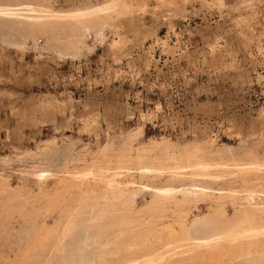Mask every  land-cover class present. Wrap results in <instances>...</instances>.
Listing matches in <instances>:
<instances>
[{"label":"rangeland","instance_id":"1","mask_svg":"<svg viewBox=\"0 0 264 264\" xmlns=\"http://www.w3.org/2000/svg\"><path fill=\"white\" fill-rule=\"evenodd\" d=\"M0 15V264H264V227L249 259L200 260L183 239L193 219L264 208V0H1Z\"/></svg>","mask_w":264,"mask_h":264},{"label":"bare ground","instance_id":"2","mask_svg":"<svg viewBox=\"0 0 264 264\" xmlns=\"http://www.w3.org/2000/svg\"><path fill=\"white\" fill-rule=\"evenodd\" d=\"M1 1V0H0ZM31 1V0H30ZM223 2V1H222ZM17 4V3H16ZM144 5V4H143ZM3 7V6H2ZM10 8H12V7H10ZM20 8V7H19ZM27 8V7H26ZM30 8V7H29ZM44 8V7H43ZM8 9V8H7ZM22 9V8H21ZM24 9V8H23ZM100 12V11H99ZM22 13V12H21ZM24 13V12H23ZM2 15V14H1ZM0 15V16H1ZM5 16V15H4ZM10 16V15H9ZM9 16H6V17H9ZM11 16H14V15H11ZM85 16V15H84ZM15 17V16H14ZM4 18V17H3ZM3 18H1V19H3ZM23 18H25V17H23ZM35 18V17H34ZM78 18V17H77ZM1 19H0V21H1ZM9 19V18H8ZM10 19H12V18H10ZM82 19V18H81ZM84 20V19H83ZM87 20H89V19H87ZM6 21V20H5ZM13 21V20H12ZM85 21V20H84ZM98 21V20H97ZM100 21H101V18H100ZM2 22V21H1ZM10 22V21H9ZM8 22V23H9ZM14 22V21H13ZM91 22H92V20H91ZM90 22V23H91ZM99 22V21H98ZM3 23H4V20H3ZM10 30V29H9ZM62 30V29H61ZM120 41V40H119ZM117 46V45H116ZM118 47V46H117ZM116 47V48H117ZM18 48V47H17ZM51 99V98H50ZM55 100V99H54ZM45 104V103H44ZM52 112V111H51ZM53 113V112H52ZM263 113V112H262ZM98 120V119H97ZM95 121V120H94ZM93 122V121H92ZM261 129V128H260ZM264 129V128H263ZM136 130H137V128H136ZM138 131V130H137ZM264 131V130H263ZM261 132V131H260ZM123 133V132H122ZM140 134H142V133H140ZM261 134V133H260ZM260 134H258V135H260ZM264 134V133H263ZM262 134V135H263ZM116 135V134H115ZM123 135V134H122ZM261 135V136H262ZM133 136V135H132ZM135 136V135H134ZM139 136V135H138ZM250 136V135H249ZM253 136V135H252ZM255 136V135H254ZM163 137V136H162ZM137 138V137H136ZM160 138V137H159ZM164 138V137H163ZM165 138H167V137H165ZM206 138H208V136L206 137ZM249 138V137H248ZM250 138H251V136H250ZM161 139V138H160ZM159 139V140H160ZM213 139V138H212ZM245 139V138H244ZM258 140H259V138H257ZM48 140V139H47ZM54 140V139H53ZM52 140V141H53ZM67 140V139H66ZM139 140V139H138ZM190 140V139H189ZM43 141H45V140H43ZM63 141V140H62ZM130 141H131V138H130ZM135 141H136V139H135ZM146 141V140H145ZM150 141H152V140H150ZM154 141V140H153ZM171 141V140H170ZM186 141V140H185ZM202 141H203V139H202ZM249 141V140H248ZM46 142V141H45ZM140 142V141H139ZM147 142V141H146ZM210 142V141H209ZM213 142V141H212ZM240 142V141H239ZM242 142V141H241ZM256 142V141H255ZM41 143V142H40ZM48 143V142H47ZM55 143H56V141H55ZM60 143V142H59ZM75 143V142H74ZM77 143V142H76ZM132 143V142H131ZM137 143V142H136ZM159 143V142H158ZM199 143H200V140H199ZM211 143V142H210ZM51 144V143H50ZM128 144H130V143H128ZM142 144H143V142H142ZM186 144V143H185ZM188 144V143H187ZM194 144V143H193ZM192 144V145H193ZM222 144V143H221ZM225 144V143H224ZM252 144H253V142H252ZM76 145V144H75ZM131 145V144H130ZM133 145H134V143H133ZM144 145V144H143ZM147 145V144H146ZM149 145V144H148ZM182 145V144H181ZM184 145V144H183ZM227 145V144H226ZM229 145V144H228ZM257 145V144H256ZM84 146V145H83ZM129 146V145H128ZM142 146V145H141ZM154 146V145H153ZM156 146V145H155ZM169 146V145H168ZM188 146V145H187ZM58 147V146H57ZM65 147V146H64ZM108 147V146H107ZM129 147H131V146H129ZM135 147V146H134ZM147 147V146H146ZM149 147V146H148ZM185 147V146H184ZM183 147V148H184ZM222 147H224V146H222ZM221 147V148H222ZM230 147V146H229ZM250 147V146H249ZM259 147V146H258ZM80 148V147H79ZM114 148V147H113ZM133 148V147H132ZM153 148H155V147H153ZM189 148V147H188ZM192 148H193V146H192ZM197 148V147H196ZM199 148V147H198ZM197 148V149H198ZM200 148H201V146H200ZM203 148V147H202ZM210 148V147H209ZM215 148V147H214ZM216 148H218V147H216ZM36 149H38V148H36ZM51 149V148H50ZM110 149V148H109ZM128 149V148H127ZM138 149V148H137ZM149 149H151V148H149ZM162 149V148H161ZM181 149V148H180ZM184 149H187V147L186 148H184ZM183 149V150H184ZM191 149V148H190ZM196 149V150H197ZM206 149V148H205ZM226 149V148H225ZM246 149V148H245ZM48 150V149H47ZM51 150H53V149H51ZM75 150V149H74ZM100 150V149H99ZM98 150V151H99ZM102 150H103V148H102ZM101 150V151H102ZM110 150H112V149H110ZM126 150V149H125ZM147 150V149H146ZM154 150V149H153ZM158 150V149H157ZM182 150V149H181ZM194 149H192V151H193ZM201 150V149H200ZM224 150V149H223ZM235 150V149H234ZM253 150V149H252ZM44 151V150H43ZM83 150H81V152H82ZM84 151H85V149H84ZM101 151H99V152H101ZM114 151H116V150H114ZM127 151V150H126ZM125 151V152H126ZM135 151V150H134ZM133 151V152H134ZM158 151H160V150H158ZM187 151H189L190 152V150H187ZM186 151V152H187ZM214 151V150H213ZM226 151V150H225ZM239 151V150H238ZM260 151V150H259ZM258 151V152H259ZM36 152V151H35ZM54 152V151H53ZM60 152V151H59ZM111 152V151H110ZM129 152V151H128ZM136 153H137V151H135ZM141 152H144V151H141ZM139 153V154H142V153ZM150 152V151H149ZM154 152V151H153ZM185 152V151H184ZM200 152V151H199ZM204 152H206V151H204ZM211 152H212V150H211ZM228 152V151H227ZM226 152V153H227ZM234 152V151H233ZM237 152V151H236ZM235 152V153H236ZM245 152V151H244ZM256 152V151H255ZM255 152H253V153H255ZM49 153L50 152H48V157H50V155H49ZM118 153H120V151H118ZM155 153V152H154ZM181 153H182V151H181ZM198 153V152H197ZM196 153V154H197ZM229 153V152H228ZM234 153V154H235ZM247 153V152H246ZM262 153V152H261ZM53 154V153H52ZM58 155L60 154V153H57ZM80 154V153H79ZM82 154H84V153H82ZM146 154H148V152L146 153ZM146 154H144V155H142V156H145ZM195 154V155H196ZM199 154V153H198ZM200 154H202V151H201V153ZM199 154V155H200ZM204 154H206V153H204ZM209 154H210V151H209ZM215 154V153H214ZM237 154V153H236ZM264 154V153H263ZM262 154V155H263ZM85 155V154H84ZM110 155H111V153H110ZM112 155H113V153H112ZM119 155V154H118ZM152 155H153V153H152ZM190 155V154H189ZM189 155H188V157L187 158H189ZM203 155V154H202ZM218 155H219V152H218ZM244 155V154H243ZM46 156H47V153H46ZM54 156V155H53ZM68 156H70V155H68ZM75 156V155H74ZM107 156V155H106ZM114 156V155H113ZM126 157H128L127 155H125ZM130 156H132V155H130ZM129 156V157H130ZM154 156V155H153ZM155 156H156V154H155ZM175 156V155H174ZM223 156H224V153H223ZM228 156V155H227ZM233 156V155H232ZM259 156H261L260 155V152H259ZM58 157V156H57ZM80 157H81V155H80ZM85 157V156H84ZM98 157V156H97ZM101 157H103V156H101ZM197 157V156H196ZM200 157V156H199ZM204 157V156H203ZM212 157V156H211ZM220 157V156H219ZM251 158H252V156H250ZM256 157H258V156H256ZM52 159H54L53 157H51ZM51 158H49L50 160H51ZM62 158V157H61ZM71 158V157H70ZM145 158H146V156H145ZM156 158V157H155ZM186 158V157H185ZM201 158V160H197L196 158V160H197V162L198 161H203L202 160V156L200 157ZM206 158V157H205ZM204 158V159H205ZM254 158V157H253ZM252 158V159H253ZM48 158H47V160H49ZM63 159V158H62ZM82 159V158H81ZM104 159V158H103ZM128 159V158H127ZM147 159H152V158H150V156H149V158H147ZM169 159V158H168ZM190 159H193L191 156H190ZM189 159V160H190ZM195 159H194V161H195ZM210 159V158H209ZM230 159H232V158H230ZM70 160V159H69ZM86 160V159H85ZM84 160V161H85ZM88 160V159H87ZM186 160V159H185ZM188 160V159H187ZM206 160V159H205ZM219 160V159H218ZM224 160V159H223ZM225 160H226V158H225ZM228 160V159H227ZM261 160V159H260ZM46 161V160H45ZM67 161V160H66ZM99 161V160H98ZM168 161V160H167ZM191 161V160H190ZM220 162H218V163H221V160H219ZM51 162V161H50ZM70 162V161H69ZM105 162V161H104ZM103 162V163H104ZM122 162V161H121ZM129 162V161H128ZM127 162V163H128ZM181 162V161H180ZM179 162V163H180ZM186 162V161H185ZM196 162V161H195ZM196 162V163H197ZM206 162H208L209 163V161H207L206 160ZM213 162H215L214 160H213ZM264 162V161H263ZM37 163V162H36ZM40 163V162H39ZM42 163H44L43 161H42ZM46 163V162H45ZM48 163H49V161H48ZM67 163H68V161H67ZM73 163V162H72ZM80 163V162H79ZM82 164H83V162H81ZM106 163V162H105ZM104 163V164H105ZM158 163V162H157ZM182 163V162H181ZM193 163V162H192ZM225 163V162H224ZM51 164V163H50ZM49 164V165H50ZM60 164V163H59ZM93 164V163H92ZM95 164V163H94ZM94 164H93V166H94ZM109 164H110V162H109ZM123 164V162L121 163V165ZM129 164V163H128ZM203 164V163H202ZM204 164H205V162H204ZM210 164V163H209ZM228 164V163H227ZM258 165H259V163H257ZM261 164V163H260ZM48 165V166H49ZM54 165V164H53ZM85 165H87V164H85ZM120 165V166H121ZM124 165V164H123ZM126 165V164H125ZM131 165V164H130ZM198 165V163L196 164V166ZM213 165V164H212ZM216 165H218V164H216ZM221 165V164H220ZM220 165H218V166H220ZM226 165V164H225ZM230 165V164H229ZM252 165V164H251ZM255 165V164H254ZM254 165H253V167H254ZM39 166V165H38ZM47 166V165H46ZM60 166V165H59ZM68 166H69V164H68ZM79 166V165H78ZM82 166V165H81ZM81 166H79V168L81 167ZM106 166V165H105ZM192 166V165H191ZM201 166V165H200ZM209 166V165H208ZM206 167L207 168V170H208V168H211V167ZM228 166V165H227ZM236 166V165H235ZM240 166H242V165H240ZM239 166V167H240ZM249 166V165H248ZM257 166V165H256ZM264 166V165H263ZM53 167V166H52ZM60 167H62V166H60ZM77 167V166H76ZM83 167V166H82ZM123 167V166H122ZM129 167V166H128ZM134 167H136L135 165H134ZM187 167V166H186ZM198 168H199V166H197ZM223 168H225L224 166H222ZM233 167V166H232ZM251 167V166H250ZM261 167V166H260ZM36 168V167H35ZM44 168V167H43ZM68 168V167H67ZM98 169H99V167H97ZM102 168V167H101ZM126 167H124V169H125ZM196 168V167H195ZM214 168H216V167H214ZM220 168H221V166H220ZM227 168V167H226ZM230 168V167H229ZM42 169V168H41ZM40 169V170H41ZM77 170H79L78 168H76ZM87 169H89V167L87 168ZM91 169V168H90ZM117 169H119V168H117ZM122 170H124L123 168H121ZM120 169V170H121ZM166 169V168H165ZM168 169V168H167ZM174 169H175V167H174ZM188 169V168H187ZM189 169H190V167H189ZM188 169V170H189ZM194 169V168H193ZM201 169H205V168H201ZM213 169V168H212ZM212 169H209L208 170V172H210V170H212ZM228 169V168H227ZM233 169V168H232ZM245 169V168H244ZM256 169V168H255ZM46 170H48V169H46ZM45 170V171H46ZM95 170V169H94ZM101 170V169H100ZM129 170V169H128ZM134 170H135V168H134ZM137 170V169H136ZM146 170V169H145ZM242 170V169H241ZM33 171V170H32ZM80 171V170H79ZM81 171H82V169H81ZM87 171V170H86ZM125 171V170H124ZM147 171V170H146ZM145 171V172H146ZM167 171V170H166ZM166 171H165V174H166ZM227 171V170H226ZM233 171V170H232ZM231 171V172H232ZM246 171V170H245ZM244 171V172H245ZM248 171V170H247ZM261 171V170H260ZM34 173H35V171H33ZM132 172H133V169H132ZM137 172V171H136ZM153 172H155V171H153ZM152 172V173H153ZM172 172V171H171ZM211 172H213V171H211ZM230 172V173H231ZM255 172H257L258 173V170L257 171H255ZM30 173H31V171H30ZM34 173H32V174H34ZM49 173V172H48ZM59 173V172H58ZM61 173V172H60ZM64 173V172H63ZM83 173V172H82ZM122 173V172H121ZM128 173V172H127ZM135 173V172H134ZM157 173V172H156ZM215 173H217V172H215ZM229 173V172H228ZM246 173H248V172H246ZM250 173H254V171H252V172H250ZM36 174V173H35ZM40 174V173H39ZM47 174V173H46ZM50 174H52V173H50ZM49 174V175H50ZM56 174V173H55ZM68 174H69V172H68ZM74 174H76V173H74ZM73 174V175H74ZM85 174V173H84ZM87 174H90V173H88L87 172ZM96 174H97V172H96ZM119 174V173H118ZM131 174V173H130ZM160 174V173H159ZM162 174V173H161ZM169 174V173H168ZM182 174V173H181ZM224 174V173H223ZM245 174V173H244ZM243 174V175H244ZM262 174V173H261ZM260 174V175H261ZM264 174V173H263ZM262 174V175H263ZM37 175V174H36ZM36 175H34V176H36ZM57 175V174H56ZM83 175V174H82ZM124 175V174H123ZM122 175V176H123ZM134 175V174H133ZM213 175V174H212ZM215 175L216 174H214V176H212V177H215ZM219 175V174H218ZM231 175V174H230ZM230 175H228V176H230ZM234 175V174H233ZM242 175V174H241ZM252 175V174H251ZM251 175H249L248 177H251ZM254 175V174H253ZM261 175V176H262ZM38 176V175H37ZM40 176V175H39ZM47 176V175H46ZM52 176V175H51ZM54 176V175H53ZM61 176V175H60ZM69 176V175H68ZM78 176V175H77ZM88 175H86L85 177H83V178H86ZM116 176V175H115ZM130 176V175H129ZM138 176V175H137ZM180 176V175H179ZM181 176H183V175H181ZM185 176V175H184ZM193 178L192 179H194V177H195V175H191ZM198 177H199V175H197ZM258 176V175H257ZM58 177V176H57ZM56 177V178H57ZM79 177H81V176H78L77 178H79ZM94 177V176H93ZM99 177V176H98ZM114 177V176H113ZM119 177V176H118ZM126 177V176H125ZM145 177H147V176H145ZM149 177V176H148ZM147 177V178H148ZM151 177V176H150ZM153 177V176H152ZM157 177V176H156ZM160 177V176H159ZM186 177V176H185ZM211 177V178H212ZM226 177V176H225ZM242 177V176H241ZM247 177V178H248ZM255 177V176H254ZM260 177V176H259ZM38 178V177H37ZM54 179V180H57V179ZM62 178V177H61ZM65 178V177H64ZM66 178H68V177H66ZM71 178V177H70ZM74 178H76V177H73L72 178V180L74 179ZM104 178H108V177H104ZM112 178V177H111ZM124 178V177H123ZM196 178V177H195ZM201 178V177H200ZM199 178V179H200ZM233 178V177H232ZM244 178V177H243ZM247 178H246V180H247ZM257 178V177H256ZM264 178V177H263ZM51 179V178H50ZM63 179V178H62ZM80 179H82V178H80ZM79 179V180H80ZM95 179V178H94ZM94 179H92V180H94ZM119 179V178H118ZM135 179V178H134ZM142 179V178H141ZM150 179V178H149ZM148 179V181H151V180H149ZM190 179V178H189ZM218 179V178H217ZM229 179V178H228ZM35 180H36V178H35ZM78 180V179H77ZM87 180H88V178H87ZM111 180H113V179H111ZM110 180V181H111ZM138 180V179H137ZM145 180V179H144ZM147 180V179H146ZM145 180V181H146ZM160 180V179H159ZM162 180H164V179H162ZM188 180V178L186 179V181ZM211 180V179H210ZM235 180V179H234ZM37 181H38V179H37ZM42 181V180H41ZM61 181H63V180H61ZM66 181V180H65ZM71 181V180H70ZM81 181V180H80ZM83 181H85V179L83 180ZM82 181V182H83ZM94 181H96L97 182V180H94ZM109 181V180H108ZM108 181H106V182H108ZM114 181V180H113ZM130 181V180H129ZM139 181H140V179H139ZM144 181V182H145ZM157 181V180H156ZM155 181V182H156ZM168 181V180H167ZM179 181V180H178ZM194 181V180H193ZM200 181V180H199ZM216 181V180H215ZM214 180L212 181V182H215ZM231 182H232V179L230 180ZM237 181V180H236ZM254 181V180H253ZM39 182V181H38ZM43 182V181H42ZM53 182V181H52ZM58 182V181H57ZM69 182V181H68ZM79 182V181H78ZM82 182H81V185H82ZM89 182V181H88ZM91 182V181H90ZM95 182V183H96ZM99 182V181H98ZM121 182V181H120ZM152 182H153V180H152ZM185 182V181H184ZM204 181H202V183H203ZM211 182V183H212ZM245 182V181H244ZM243 182V183H244ZM247 182V181H246ZM63 183V182H62ZM65 183V182H64ZM76 183V182H75ZM74 183V184H75ZM84 183V182H83ZM86 183V182H85ZM109 183V182H108ZM112 183V182H111ZM136 183V182H135ZM147 183V182H146ZM156 183H159L158 181L156 182ZM167 183V182H166ZM181 183H183V182H181ZM180 183V184H181ZM193 183V182H192ZM205 183V182H204ZM203 183V184H204ZM219 183V182H218ZM222 183H223V181H222ZM236 183H238V182H236ZM262 183V182H261ZM260 183V184H261ZM47 184V183H46ZM51 184V183H50ZM67 184V183H66ZM69 184V183H68ZM71 184H72V182H71ZM113 184V183H112ZM153 184H155V183H153ZM202 184V185H203ZM207 184V183H206ZM205 184V185H206ZM216 184H217V182H216ZM221 184V183H220ZM224 184H225V182H224ZM232 184H234V182L232 183ZM252 184V183H251ZM54 186H55V184H53ZM76 185V184H75ZM80 185V186H81ZM122 185V184H121ZM124 185V184H123ZM148 185H149V183H148ZM147 185V186H148ZM190 185V184H189ZM188 185V186H189ZM219 185V184H218ZM236 185H238V184H236ZM262 185V184H261ZM264 185V184H263ZM48 186H50V185H48ZM79 186V187H80ZM83 186H85V184H83ZM135 186V185H134ZM142 186V185H141ZM149 186H152L153 187V185H149ZM159 186V185H158ZM162 186H164L163 184H162ZM166 186H168V185H166ZM178 186V185H177ZM184 186V185H183ZM193 186H194V184H193ZM192 186V187H193ZM225 186V185H224ZM229 186V185H228ZM257 186H260V185H257ZM257 186H256V189H257ZM90 187H92L91 185H90ZM136 187V186H135ZM195 187V186H194ZM198 187H200V186H198ZM209 187V186H208ZM217 187V186H216ZM220 187V186H219ZM223 187V186H222ZM47 188H50V187H47ZM84 188V187H83ZM127 187H125V189H126ZM137 188V187H136ZM149 188H151V187H149ZM162 188V187H161ZM204 188H205V186H204ZM206 188H207V186H206ZM40 189V188H39ZM38 189V190H39ZM64 189V188H63ZM71 189V188H70ZM78 189V188H77ZM128 189V188H127ZM153 189V188H152ZM156 189V188H155ZM165 189H167L166 187H165ZM165 189H163V190H165ZM191 189V188H190ZM194 189H196V188H194ZM198 189V188H197ZM256 189H254V190H256ZM261 189V188H260ZM72 190V189H71ZM70 190V191H71ZM80 190H82V189H80ZM86 190V189H85ZM108 190H110V191H112L113 193H115L116 191H115V187H109L108 188ZM131 190V189H130ZM154 190V189H153ZM158 190H160V188H158ZM173 190V189H172ZM185 190H187L186 188H185ZM225 190V189H224ZM242 190V189H241ZM41 191V190H40ZM43 191H44V189H43ZM42 191V192H43ZM82 191H84V190H82ZM132 191V190H131ZM144 191V190H143ZM165 191H167V190H165ZM195 191V190H194ZM197 191V190H196ZM205 191H207V190H205ZM204 191V192H205ZM219 190H217V192H218ZM252 191H253V189H252ZM263 191V190H262ZM38 192V191H37ZM97 192V191H96ZM138 192V191H137ZM156 192H157V190H156ZM155 192V193H156ZM160 192V191H159ZM198 192V191H197ZM202 192V191H201ZM221 192V191H220ZM227 192H231V191H227ZM250 192V191H249ZM259 192H261V191H259ZM39 193V192H38ZM41 193V192H40ZM47 193V192H46ZM52 193V192H51ZM84 193V192H83ZM82 193V194H83ZM89 194H90V192H88ZM150 193H153V192H151L150 191ZM185 193V192H184ZM208 193H209V191H208ZM253 193H254V191H253ZM263 193V192H262ZM68 194V193H67ZM94 194V193H93ZM128 194V193H127ZM133 194V193H132ZM131 194V195H132ZM234 194V193H233ZM247 194H249L248 192H247ZM250 194H252V193H250ZM43 196H44V194H42ZM47 195L48 194H46V196L45 197H47ZM79 195V194H78ZM77 195V196H78ZM130 195V196H131ZM140 195V194H139ZM189 195V194H188ZM195 195V194H194ZM223 195V194H222ZM232 195V194H231ZM258 196L260 195V194H257ZM48 196H50V195H48ZM103 196V195H102ZM101 196V197H102ZM129 196V197H130ZM134 196V195H133ZM132 196V197H133ZM180 196V195H179ZM185 196V195H184ZM202 196H206V194L205 195H202ZM217 196V195H216ZM228 196V195H227ZM232 196H234V195H232ZM235 196H237V195H235ZM257 196V197H258ZM42 197V196H41ZM75 197V196H74ZM87 197V196H86ZM128 197V196H127ZM180 197H182V196H180ZM191 197V196H190ZM197 197V196H196ZM207 197H208V195H207ZM262 197V196H261ZM52 198V197H51ZM77 198L78 197H76V200H77ZM88 198H90V195H89V197ZM87 198V199H88ZM94 198V196L92 195V199ZM99 198V197H98ZM104 198H105V196H104ZM185 198V197H184ZM197 198H199V197H197ZM197 198L195 199L196 200V202H197ZM214 198V197H213ZM240 197L238 196V199H239ZM39 199V198H38ZM46 199V198H45ZM50 199V198H49ZM99 199H101V198H99ZM123 199V198H122ZM174 199V198H173ZM205 199V201H206V197L204 198ZM203 199V200H204ZM208 199V198H207ZM210 199H212V198H210ZM209 199V200H210ZM237 199V198H236ZM257 199V198H256ZM256 199H255V201H256ZM262 199H263V197H262ZM28 200V199H27ZM26 200V201H27ZM47 200V199H46ZM58 200H60L61 201V199H58ZM66 200V199H65ZM85 200V199H84ZM127 200V199H126ZM149 200V199H148ZM214 200V199H213ZM217 200L218 201H221V199H219L218 197H217ZM41 201V200H40ZM43 201V200H42ZM45 201V200H44ZM68 201V200H67ZM95 201V200H94ZM113 200H111V202H112ZM124 201V200H123ZM129 201V200H128ZM177 201V200H176ZM187 201V200H186ZM192 201H194V199L192 200ZM208 201V200H207ZM223 201V200H222ZM9 202V201H8ZM37 202V201H36ZM46 202V201H45ZM44 202V204L46 205V203ZM62 202V201H61ZM65 202V201H64ZM74 202V201H73ZM86 202V201H85ZM99 202V201H98ZM103 202H105V203H110V202H108L107 200L106 201H103ZM171 202H173V200L171 201ZM171 202L169 203V204H171ZM178 202V201H177ZM249 202V201H248ZM252 202H253V198H252ZM10 203V202H9ZM23 203V202H22ZM24 203H26V202H24ZM30 203V202H29ZM41 203H43V202H41ZM56 203V202H55ZM63 203V202H62ZM68 203V202H67ZM93 204V202H90V204ZM100 203V202H99ZM131 203H132V201H131ZM136 203V202H135ZM176 203V202H175ZM217 203V202H216ZM215 202H214V204H216ZM224 203V202H223ZM33 203H31V205H32ZM35 204V203H34ZM33 204V205H34ZM39 204V203H38ZM54 204V203H53ZM58 204V203H57ZM61 204V203H60ZM71 204V203H70ZM147 204V203H146ZM156 204V203H155ZM154 204V205H155ZM168 204V203H167ZM191 204H192V202H191ZM4 205H6L7 206V204H4ZM24 205V204H23ZM30 205V206H31ZM67 205V204H66ZM82 205H85V203H82ZM87 205V204H86ZM96 205V204H95ZM135 204H133V206H134ZM145 205V204H144ZM153 205V206H154ZM175 205V204H174ZM173 205V206H174ZM189 205V204H188ZM194 205V204H193ZM207 205H209V204H207ZM217 205V204H216ZM218 205H219V203H218ZM19 206H22V205H19ZM27 206V205H26ZM73 206V205H72ZM102 206V205H101ZM124 206H125V204H124ZM143 206V205H142ZM178 206V205H177ZM177 206H175V207H177ZM228 206H230V205H228ZM25 207V206H24ZM23 207V208H24ZM41 207V206H40ZM46 207V206H45ZM51 207H53L52 205H51ZM56 207V206H55ZM59 207V206H58ZM61 207V206H60ZM64 207V205L62 206V208ZM70 207V206H69ZM68 207V208H69ZM76 207V206H75ZM84 207V206H83ZM99 207V206H98ZM122 207V206H121ZM131 207V206H130ZM137 207V206H136ZM151 207H152V205H151ZM156 207V206H155ZM182 207V206H181ZM194 207V206H193ZM43 208V207H42ZM46 208H48V207H46ZM45 208V209H46ZM54 208V207H53ZM52 208V209H53ZM88 208V207H87ZM119 208V207H118ZM133 208V207H132ZM147 208V207H146ZM156 208H158V207H156ZM163 208V207H162ZM166 208V207H165ZM178 208V207H177ZM192 208V207H191ZM27 209V208H26ZM44 209V210H45ZM55 209V208H54ZM66 209V208H65ZM86 209V208H85ZM84 209V210H85ZM90 209H91V207H90ZM92 209H93V207H92ZM134 209V208H133ZM136 209V208H135ZM134 209V210H135ZM164 209V208H163ZM167 209V208H166ZM173 209V208H172ZM181 209V208H180ZM182 209H184L183 207H182ZM186 209V208H185ZM188 209H190V208H188ZM197 209V208H196ZM215 209V208H214ZM218 209V208H217ZM13 209H11V210H7L6 211V213L7 212H10V211H12ZM18 210V209H17ZM41 210H43V209H41ZM43 210V211H44ZM67 210V209H66ZM73 210V209H72ZM74 210H75V208H74ZM73 210V211H74ZM99 211H97V210H95V209H93V210H91V217H90V219H96V216H98V214H100V211H101V209H98ZM128 210V209H127ZM174 210H176V209H174ZM187 210V209H186ZM216 210V209H215ZM219 210H220V206H219ZM240 212L236 215V216H234V217H230V216H228L227 215V213L226 212H221V213H219L218 215H212V216H205L204 218L202 217V218H197V219H193L194 221H191V223H190V225H187L186 226V228L184 229V240H186V241H188V243H187V245H189L187 248L191 251V250H195L194 252L199 256V257H197V258H199L200 260H205V261H208V259H210V260H213V259H215V258H217L219 255H225V254H228L229 253V251H227V247H231V248H234V247H237L236 249L239 251V253H237V254H239V256L240 257H243V258H247V259H249V257H251L252 255H254V252L256 253V251H258V247H260V246H257L255 243H257L258 242V240H259V238L260 237H258V238H256L255 236H257L258 235V231L262 228V227H264V219H262V218H264V208H247V207H241L240 209ZM19 211V210H18ZM25 211V210H24ZM31 211V210H30ZM49 211H51V210H49ZM49 211H47V212H49ZM76 211V210H75ZM74 211V212H75ZM103 211V214H105V213H107L106 212V210H102ZM112 211V210H111ZM154 211V210H153ZM157 211H160V210H157ZM169 211V210H168ZM178 211V210H177ZM189 211V210H188ZM217 211V210H216ZM221 211H225V210H221ZM13 212H14V210H13ZM12 212V213H13ZM44 212H46V211H44ZM52 212V211H51ZM70 212H71V210H70ZM69 212V213H70ZM73 212V213H74ZM133 212H135V211H133ZM182 212V211H181ZM219 212V211H218ZM11 213V212H10ZM20 213V212H19ZM22 213V212H21ZM20 213V214H21ZM25 212H23V214H24ZM27 213H30V212H27ZM26 213V214H27ZM37 213H38V209H37ZM50 213V212H49ZM54 213V212H53ZM77 213V212H76ZM145 213V212H144ZM172 213V212H171ZM177 213V212H176ZM179 213V212H178ZM261 213H263V216H261ZM1 215H3L2 213H0ZM5 214V213H4ZM25 214V215H26ZM48 214V213H47ZM67 214H68V211H67ZM72 214V213H71ZM130 214H133V213H130ZM128 215V216H131V215ZM187 214H188V212H187ZM194 214V213H193ZM205 214V213H204ZM209 214V213H208ZM235 214V213H234ZM11 215V214H10ZM24 215V216H25ZM28 215V214H27ZM41 215V214H40ZM44 215V214H43ZM54 215V214H53ZM78 215V214H77ZM80 215H81V213H80ZM88 215V214H87ZM139 215V214H138ZM142 215V214H141ZM150 215V214H149ZM148 215V216H149ZM205 215H207V214H205ZM19 215H17V216H15L16 218L18 217ZM58 216V215H57ZM63 216V215H62ZM75 216V215H74ZM84 216V215H83ZM147 216V215H146ZM175 216V215H174ZM178 216V215H177ZM2 217V216H1ZM14 217V216H13ZM53 217V216H52ZM77 217V216H76ZM89 217V216H88ZM134 217V216H133ZM159 217H161V215L159 216ZM172 217V216H171ZM179 217V216H178ZM201 217V216H200ZM6 218V217H5ZM9 218H11L10 216H9ZM16 218H15V220L14 221H16ZM50 218V217H49ZM97 218H101V217H97ZM149 218V217H148ZM155 218H156V216H155ZM176 218V217H175ZM12 219V218H11ZM31 219V218H30ZM39 219V218H38ZM66 219V218H65ZM72 219V218H71ZM78 219H79V216H78ZM77 219V220H78ZM86 219H88V218H86ZM13 220V219H12ZM17 220H18V218H17ZM20 220H22V219H20ZM40 220V219H39ZM50 220V219H49ZM94 220H92V221H94ZM143 220V219H142ZM141 220V221H142ZM23 221V220H22ZM66 221V220H65ZM89 221V220H88ZM87 221V222H88ZM177 221V220H176ZM4 222H5V220H4ZM21 222V221H20ZM59 222V221H58ZM62 222H64V220L62 221ZM83 222H84V218H83ZM97 222V221H96ZM95 222V223H96ZM137 221H135V223H136ZM143 222V221H142ZM146 222H147V220H146ZM146 222H144V223H146ZM182 222V221H181ZM42 223V222H41ZM60 223V222H59ZM66 223V222H65ZM73 223V222H72ZM138 223H140L141 224V222L140 221H138ZM143 223V224H144ZM166 223V222H165ZM42 224H44V223H42ZM62 224V223H61ZM68 224H70V223H68ZM74 224V223H73ZM81 224V223H80ZM89 223H87V225H88ZM3 225V224H2ZM2 225H0V226H2ZM12 225V224H11ZM83 225H84V223H83ZM139 225V224H138ZM146 225L148 226V224L146 223ZM163 225V224H162ZM180 225V224H179ZM4 226V225H3ZM68 226H70V225H68ZM78 226V225H77ZM158 226H161L160 224L158 225ZM47 227V226H46ZM54 227V226H53ZM57 227V226H56ZM71 227H73L72 225H71ZM88 227V226H87ZM145 227V226H144ZM156 227H157V225H156ZM2 228V227H1ZM5 228V227H4ZM66 228V227H65ZM75 228V227H74ZM94 228V227H93ZM147 228V227H146ZM145 228V229H146ZM18 229V228H17ZM37 229V228H36ZM47 229V228H46ZM46 229H44V230H46ZM59 229V228H58ZM71 229V228H70ZM81 229V228H80ZM80 229H78L79 231H80ZM92 229V228H91ZM95 229V228H94ZM1 230V229H0ZM38 230V229H37ZM43 230V231H44ZM63 230V229H62ZM65 230V229H64ZM63 230V231H64ZM75 230H77L76 228H75ZM123 230V229H122ZM147 230V229H146ZM158 230H159V228H158ZM5 231V229L4 230H2L1 232H4ZM18 231H19V229H18ZM56 231V230H55ZM54 231V232H55ZM71 231V230H70ZM91 231V230H90ZM94 231V230H93ZM157 231V230H156ZM14 233L16 232V230L15 231H13ZM57 232V231H56ZM59 232V231H58ZM61 232V231H60ZM66 232V231H65ZM81 232V231H80ZM123 232V231H122ZM19 233V232H18ZM24 233V232H23ZM23 233H21L20 232V235H23ZM37 233H39V232H37ZM36 233V234H37ZM74 233V232H73ZM79 233V232H78ZM84 233V232H83ZM157 233H159V231L157 232ZM157 233H156V235H157ZM169 235H170V233L172 234V235H175V236H177V231H175V230H173V229H170V231H168L167 232ZM0 234H2V233H0ZM26 234V233H25ZM40 234H41V232H40ZM88 234V233H87ZM151 235H153V233H150ZM160 234V233H159ZM34 235V234H33ZM32 235V236H33ZM45 235H47V234H45ZM51 235V234H50ZM55 235V234H54ZM62 235H63V233H62ZM82 235V234H81ZM89 235H91V234H89ZM97 235V234H96ZM155 235V236H156ZM28 236H29V233H28ZM40 236H42V234L40 235ZM40 236H39V238H40ZM56 236V235H55ZM60 236H61V234H60ZM66 236V235H65ZM85 235H83V237H84ZM95 236V235H94ZM99 236V235H98ZM154 236V237H155ZM160 236V235H159ZM158 236V237H159ZM12 237V236H11ZM10 237V238H11ZM14 237V236H13ZM21 237V236H20ZM19 236H18V238H20ZM34 237V236H33ZM33 237H31L32 239L31 240H33L34 238ZM38 237V236H37ZM36 237V238H37ZM49 237V236H48ZM53 237V236H52ZM81 237V236H80ZM82 237V238H83ZM95 237H97V236H95ZM94 237V238H95ZM169 237H171V236H168V238ZM15 238V237H14ZM44 238H46V237H44ZM78 238H79V236H78ZM86 238V240H87V237H84L83 239H85ZM93 238V239H94ZM146 238H149V237H146ZM160 238V237H159ZM167 239V238H166ZM180 239H182V238H180ZM18 240V239H17ZM47 240V239H46ZM79 241H80V238L78 239ZM77 240V241H78ZM85 240V241H86ZM90 240V239H89ZM91 240H92V238H91ZM145 240V239H144ZM154 240V239H153ZM164 240V239H163ZM168 240V239H167ZM184 240H181V241H184ZM260 240H262V239H260ZM2 241V240H1ZM0 241V242H1ZM11 241V240H10ZM34 241H36V242H40V241H37V240H34ZM58 241V240H57ZM93 241V240H92ZM96 241V240H95ZM155 241H157L156 239L154 240V242ZM173 241V240H172ZM178 240H176L175 241V243L177 242ZM36 242H33V243H36ZM42 242V241H41ZM47 242V241H46ZM82 242H84V241H82ZM88 242H90V241H88ZM149 242V241H148ZM151 242V241H150ZM159 242L161 243V241L159 240ZM166 242V241H165ZM12 243V242H11ZM14 243V242H13ZM16 243H20V242H16ZM24 243V242H23ZM22 243V244H23ZM26 243H27V245H28V242L26 241ZM31 243H32V241H31ZM32 243V244H33ZM81 243V242H80ZM128 243V242H127ZM152 243V242H151ZM150 243V244H151ZM159 243V244H160ZM169 243V242H168ZM171 243V242H170ZM31 244V245H32ZM37 244V246H39L38 245V243H36ZM40 244H42V243H40ZM47 243H45V245H46ZM86 244V243H85ZM156 244V243H155ZM162 244V243H161ZM166 245V247L168 246V244L167 243H165ZM173 244V243H172ZM262 244V243H261ZM30 245V246H31ZM55 245H56V243H55ZM80 245H82V244H80ZM79 245V246H80ZM88 245V244H87ZM125 245V244H124ZM153 245H154V243H153ZM163 245V244H162ZM161 245V246H162ZM184 245V244H183ZM182 245V246H183ZM5 246V245H4ZM3 246V247H4ZM14 246V245H13ZM19 246V245H18ZM34 246V245H33ZM42 246V245H41ZM83 246V245H82ZM156 246V245H155ZM160 246V245H159ZM160 246V247H161ZM164 246V247H165ZM184 246H186V245H184ZM19 247H21V243H20V246ZM55 247V246H54ZM88 247V246H87ZM159 247V248H160ZM170 247V246H169ZM172 247V246H171ZM176 247V246H175ZM177 247H178V245H177ZM176 247V248H177ZM179 247H181L180 245H179ZM2 248V247H1ZM9 248V247H8ZM39 248H40V246H39ZM45 248V247H44ZM49 248V247H48ZM56 248V247H55ZM62 248V247H61ZM77 248V246L75 247V249ZM79 248V247H78ZM128 248V247H127ZM163 248V247H162ZM174 248V247H173ZM186 248V249H187ZM5 249V248H4ZM13 249V248H12ZM151 250H152V248H150ZM156 249H157V247H156ZM182 249V248H181ZM181 249H178V250H181ZM184 249V248H183ZM9 250V249H8ZM24 250H25V248H24ZM34 250H35V248H34ZM34 250H32V251H34ZM47 250V249H46ZM51 250V249H50ZM58 250V249H57ZM149 250V249H148ZM165 250H167V248H165ZM173 250V249H172ZM185 250V249H184ZM229 250V249H228ZM2 252H3V249L1 250ZM0 251V252H1ZM10 251V250H9ZM23 251V250H22ZM21 251V252H22ZM36 251V250H35ZM40 251V250H39ZM38 251V252H39ZM168 251V250H167ZM171 250L169 249V252H170ZM183 251V250H182ZM185 251H187V250H185ZM184 251V252H185ZM7 252V251H6ZM12 252V250L10 251V253ZM15 252V251H14ZM19 252V251H18ZM29 252V251H28ZM37 252V253H38ZM79 252V251H78ZM96 252V251H95ZM151 252H153V251H151ZM177 252V251H176ZM176 252H172L173 254H175ZM262 252V251H261ZM7 253H9V252H7ZM20 253V252H19ZM23 253V252H22ZM32 253V252H31ZM36 253V254H37ZM53 253V252H52ZM71 253V252H70ZM155 253V251L153 252V254ZM164 253H166L165 251H164ZM2 254V253H1ZM35 254V253H34ZM178 254V253H177ZM261 254H263V253H261ZM3 255V254H2ZM2 255H1V257H0V259L2 258ZM48 255V254H47ZM114 255H116V254H114ZM38 256V255H37ZM54 256H56V255H54ZM71 256H73V255H71ZM97 256V255H96ZM238 256V255H237ZM16 257V256H15ZM14 257V258H15ZM39 257H41V256H39ZM43 257H45V255H43ZM147 257V256H146ZM5 258V257H4ZM4 258H3V260H4ZM8 258H10V257H7L6 259H8ZM48 258V257H47ZM61 258V257H60ZM64 258V257H63ZM18 259V258H17ZM17 259L15 260V261H17ZM45 259V258H44ZM54 259V258H53ZM56 259H57V257H56ZM55 259V260H56ZM254 261H249V260H246L247 262H249L248 264H258L259 262H258V260L256 259V257H254ZM93 260V259H92ZM151 260V259H150ZM6 261V260H5ZM31 261V260H30ZM58 261V260H57ZM64 261H66V259L64 260ZM76 261V260H75ZM229 261H231V260H229ZM14 262V261H13ZM39 262V261H38ZM54 262V261H53ZM149 262V261H148ZM12 263V262H11ZM16 263V262H15ZM19 263V262H18ZM33 263V262H32ZM32 263H30V264H32ZM56 263V262H55ZM82 263V262H81ZM86 263V262H85ZM151 263V262H150ZM7 264V263H6ZM13 264V263H12ZM42 264V263H41ZM49 264V263H48ZM61 264V263H60ZM67 264V263H66ZM217 264V263H216Z\"/></svg>","mask_w":264,"mask_h":264}]
</instances>
